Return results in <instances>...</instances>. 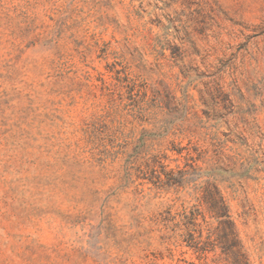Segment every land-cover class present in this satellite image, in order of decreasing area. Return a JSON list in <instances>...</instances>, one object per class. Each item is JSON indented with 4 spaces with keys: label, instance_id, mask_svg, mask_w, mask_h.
I'll return each mask as SVG.
<instances>
[{
    "label": "rangeland",
    "instance_id": "1",
    "mask_svg": "<svg viewBox=\"0 0 264 264\" xmlns=\"http://www.w3.org/2000/svg\"><path fill=\"white\" fill-rule=\"evenodd\" d=\"M0 264H264V0H0Z\"/></svg>",
    "mask_w": 264,
    "mask_h": 264
},
{
    "label": "trees",
    "instance_id": "2",
    "mask_svg": "<svg viewBox=\"0 0 264 264\" xmlns=\"http://www.w3.org/2000/svg\"><path fill=\"white\" fill-rule=\"evenodd\" d=\"M140 85L138 83V79L133 80V91L135 92V97H141L144 93L140 90ZM146 96V94L144 95ZM156 101L159 100L156 98ZM207 196V211L212 220L218 222L217 231L219 236L224 240V246L222 248L224 251H229L238 255L240 258H244V254L242 253V247L238 241V235L235 228V223L232 221V217L230 214L229 206L226 203V200L223 196H221L217 187H213L210 192L208 191ZM183 218V226H184V234L185 237L189 239L187 242L188 246L192 248H201L203 244L209 243L212 237L214 236V228L212 226V222L207 220L205 216H201V214L197 212L184 213L182 215ZM199 216L202 217V222L199 220ZM220 228V231H219ZM204 234H206V238L204 239ZM235 250V252H233Z\"/></svg>",
    "mask_w": 264,
    "mask_h": 264
}]
</instances>
